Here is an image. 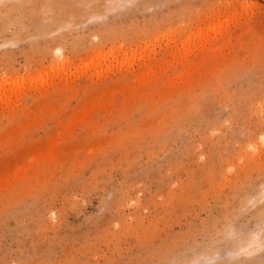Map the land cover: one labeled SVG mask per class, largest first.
Wrapping results in <instances>:
<instances>
[{
	"label": "rangeland",
	"instance_id": "obj_1",
	"mask_svg": "<svg viewBox=\"0 0 264 264\" xmlns=\"http://www.w3.org/2000/svg\"><path fill=\"white\" fill-rule=\"evenodd\" d=\"M0 264H264V0H0Z\"/></svg>",
	"mask_w": 264,
	"mask_h": 264
},
{
	"label": "bare ground",
	"instance_id": "obj_2",
	"mask_svg": "<svg viewBox=\"0 0 264 264\" xmlns=\"http://www.w3.org/2000/svg\"><path fill=\"white\" fill-rule=\"evenodd\" d=\"M232 251V250H231ZM208 260V259H207Z\"/></svg>",
	"mask_w": 264,
	"mask_h": 264
}]
</instances>
